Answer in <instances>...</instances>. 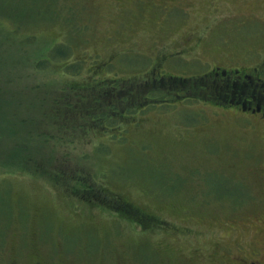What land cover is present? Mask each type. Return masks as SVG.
<instances>
[{"label":"rangeland","instance_id":"rangeland-1","mask_svg":"<svg viewBox=\"0 0 264 264\" xmlns=\"http://www.w3.org/2000/svg\"><path fill=\"white\" fill-rule=\"evenodd\" d=\"M0 23V264H264V105L216 79L261 66L264 0H0Z\"/></svg>","mask_w":264,"mask_h":264},{"label":"flooded vegetation","instance_id":"flooded-vegetation-1","mask_svg":"<svg viewBox=\"0 0 264 264\" xmlns=\"http://www.w3.org/2000/svg\"><path fill=\"white\" fill-rule=\"evenodd\" d=\"M181 56V55H177ZM251 68L250 72L244 71L245 69H233L225 70V72L216 73V79L221 80V84H242L241 86H235L234 92L229 94L230 90L226 87L222 88V94L224 95L221 99L230 105H237L242 107V110H249L257 112L260 111L258 109V105H264V94L258 98L252 92L255 90L257 84H264V61L262 62L259 68ZM232 73V74H231ZM201 84H205L201 82ZM251 93V95H249ZM240 104V105H239ZM237 106V107H238ZM264 110V107L261 108ZM142 218V217H141ZM144 221V225L140 227H144L145 229H149L151 224H158L157 221H153L150 218L144 217L142 222ZM167 224L160 222V226H165ZM255 252L253 253V257H244L242 260L238 259V257L234 258L235 264H261L262 260L260 257H256ZM218 263H221V259L218 260ZM223 264V263H222Z\"/></svg>","mask_w":264,"mask_h":264},{"label":"trees","instance_id":"trees-1","mask_svg":"<svg viewBox=\"0 0 264 264\" xmlns=\"http://www.w3.org/2000/svg\"><path fill=\"white\" fill-rule=\"evenodd\" d=\"M33 23H35V22H33ZM1 24V23H0ZM27 24H25L24 26H26ZM16 29V28H15ZM15 32V30L12 32V33H14ZM23 33V32H22ZM13 37H15L14 36V34H13ZM18 37H20V38H22L23 40H24V42H26V43H29V44H32L34 41H35V39L37 38L35 35H26V34H22V35H19ZM69 50H67V52L65 51V53H58V56L60 57V58H66V57H68L69 56V52H68ZM46 63H48V61H47V58L45 57H40V58H38L36 61H34V65H36L37 66V69L39 70V69H41L42 68V66L43 65H46ZM78 69V68H77ZM118 83V82H117ZM108 85H106L105 87H107ZM117 86V85H116ZM115 86V84H114V86L113 87H111L112 89H116V88H118V87H116ZM222 100V99H221ZM103 126H108V124H106V123H103L102 124ZM1 128H3L2 126H1V124H0V132H1V130H4V129H1ZM99 129H101V125L98 127ZM108 128H110V130L112 131L113 129L111 128V127H108ZM106 129V128H105ZM4 131H9V129H5ZM2 133H4V132H2ZM113 133H115V132H113ZM1 134V133H0ZM115 135V137L118 135L119 137H122L123 138V136H121V134H114ZM1 136V135H0ZM117 136V137H118ZM124 139V138H123ZM84 191V192H87V190L85 189V188H81L80 189V191ZM131 213V212H130ZM129 213V214H130ZM134 216V218H135V220H136V222H137V224H138V226H142V225H144L145 223H144V221L142 222V220H143V218L144 217H147V216H144V215H140V216H135V215H133ZM142 217V218H141ZM147 218H149V217H147Z\"/></svg>","mask_w":264,"mask_h":264}]
</instances>
